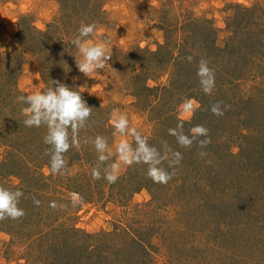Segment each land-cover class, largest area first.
<instances>
[{
	"label": "rangeland",
	"instance_id": "obj_1",
	"mask_svg": "<svg viewBox=\"0 0 264 264\" xmlns=\"http://www.w3.org/2000/svg\"><path fill=\"white\" fill-rule=\"evenodd\" d=\"M61 3V0H0V54L13 49L23 16L29 15L36 27L46 29L60 12ZM98 3L101 11L90 18L97 26L94 39L96 42L107 41L112 55L105 68L93 73V77L77 70L76 80L86 97L96 98L105 107L109 121L113 112L127 115L130 127L140 131L151 144L154 135L161 134L164 141L167 140L168 129L175 128L171 124L176 120L195 125L204 120L198 116L202 107L200 99L209 94L193 87L186 95L181 94V89L189 85L201 88L196 75L199 59L193 58L190 63L186 59L188 55L183 57L181 54L182 62L188 63L182 65L185 66L183 69L179 63H171L173 53H182L188 44L192 47L187 38L190 40L196 34L203 37L201 42H209L211 28L216 44L225 48L235 30L237 21H232L231 16L241 10L238 6L264 5V0H99ZM34 59V56L27 55L22 66L19 87L24 93L50 85ZM249 65L251 69L242 76L249 78L247 86L250 90L246 91L251 96L264 88V51L256 52ZM220 69L215 84L229 82L231 77H241L239 72L231 74L228 64L223 71ZM182 71L191 75L190 79L181 75ZM145 86L154 89L150 91ZM168 86L172 88L170 91L165 89ZM185 100H191L194 105L188 116H182L179 110ZM228 124L229 121H225L224 125ZM111 130L108 144L113 153L110 163H113L118 159L115 145L121 139L131 142L132 138L114 136V128ZM238 141L231 147L239 155L236 158L225 155L229 148L220 136L212 148L199 146L200 151L187 152L190 163L183 164L184 160H181L172 170L169 183H154L143 174L149 187L137 192L136 187H129L134 191L129 192L131 197L124 200L119 196L121 192L117 195L107 186L104 191L103 187L98 189L99 192L83 190L80 192L82 197L74 192L80 198L75 206L72 202L70 205L69 194L72 192L57 191L52 186L46 194L54 198L60 195V217L73 214L65 222L76 224L80 230L93 234V238L101 235L111 240L104 234L120 232L126 238L122 241L128 246L131 245L130 235L126 232L135 229L143 240L151 242L149 248L153 254L146 256L145 264H264V194L257 192L264 189L263 162L252 160V157L248 159V151H240L237 147L245 144V140ZM171 144L173 150L178 149L175 137ZM6 151V146L0 143V168L3 170L9 169L5 167ZM202 151L204 156L200 155ZM131 166H122L120 175ZM189 166H195V170L189 171ZM199 168L205 172L202 176H199ZM216 170L219 174L214 179ZM44 171L48 175L51 173L49 167ZM19 174L4 175L1 184L14 190L18 186H28L30 182ZM190 178L195 180V190L204 189L203 192H192L191 189L180 192V183L177 182ZM121 185L119 179L114 189L121 188ZM240 188L245 190L239 191ZM67 196L69 199L65 198ZM10 239L6 234L0 236V264L47 263L48 259L44 257L48 255L47 247L43 250L41 243L27 246ZM101 243L103 246L102 240ZM86 257L84 254L83 261ZM89 260L92 261L85 264H114L113 257L100 261L91 256ZM126 264L132 263L127 261Z\"/></svg>",
	"mask_w": 264,
	"mask_h": 264
},
{
	"label": "trees",
	"instance_id": "obj_2",
	"mask_svg": "<svg viewBox=\"0 0 264 264\" xmlns=\"http://www.w3.org/2000/svg\"><path fill=\"white\" fill-rule=\"evenodd\" d=\"M61 1L60 12L50 21L46 29L36 27L29 15L23 16L19 31L14 37L13 49L0 54V143L7 148L5 167L9 168L8 170L0 168V180L6 174L20 173L19 175L30 182V184L27 182L28 186L25 184L24 187L19 188L18 186L17 188L23 192L19 207L24 209L25 215L15 220L9 218L0 220V236L2 234L9 235L10 241L13 242L14 240L27 246L34 242L41 243L43 250L47 247L48 255L44 256L45 260L48 259L46 264H85L92 261L89 260L91 256L93 258L96 256L100 261H108L113 257L114 264H124L127 261L132 264H145V261L148 260L146 256L153 254V250L149 248L151 242L147 243L143 240L135 229L125 231L130 235L131 245L128 246H126L125 241H122L126 238L120 232L104 234L106 238L109 237L111 240H107L101 235L98 238H93V234L80 230L75 226L76 224L69 225L65 222L67 221L66 218L73 214L68 213L64 215V218L60 217L59 200H62L60 195L54 198L46 194L49 192V187L53 186L57 191L78 192L82 197L80 192L83 190L99 192L98 189L103 187L104 191L107 186L111 192H115L117 195L121 192L119 196L121 200H124L131 197L129 192L134 191L133 188L129 187H136V192L143 187H149L146 176L143 175L146 174L147 166L142 164H133L128 167L125 174L120 175L121 188L116 190L114 189L116 183L109 185L106 180H95L92 177L93 168L100 167L102 170L104 167L98 165V154L92 141L97 135L103 136L109 141L112 127L105 107L98 103L96 98L86 97L76 80L78 69L74 56L79 59V52L70 43V40L78 35V28L81 23H91L90 18L100 12L101 9L99 0ZM238 7L241 10L231 16L232 21H237L235 30L228 39L225 48H220L216 44L214 30L211 28L208 35L209 42L208 40L201 42L203 37L200 34H196L190 40L187 38V42L196 48L191 50L192 47H189L188 44L187 48L181 50L182 53L175 54L174 52L171 63H179V66L184 69L185 66L182 65L188 63L182 62V58L186 54L199 60H206L210 64V68L215 65L213 68L215 76L220 68L223 71L226 64L231 67V74L241 73L240 78L231 77L229 82L222 84L217 82L212 94L204 95L200 99L202 107L198 116L204 120L198 125H203L209 130L208 135H210L211 142L207 145L210 148L215 145V139L217 140L219 136L222 138V142L229 148L225 154L229 157L236 158L239 156L238 153L233 152L231 147L233 148L239 139L245 140V144L237 147L240 148V151L242 149L248 151V159L252 157V160H259V163L263 162L262 169H264V88L250 96L248 93L250 87L247 86L249 78L242 76L244 72L251 69L249 64H252V57L255 53L259 50L264 51V5H239ZM185 40L184 44L186 43ZM181 54H183L182 58ZM27 55L34 56V60L39 63L46 82L51 84V80H58L69 87L78 88L82 98L92 108L89 120L79 132V147H71L64 153L66 167L62 174L50 173L48 175L44 171L45 167H49V156L46 154L49 146L43 143L46 128L44 126L29 128L23 123L25 117L21 114V108L25 105H22L17 97L24 94L19 87V78ZM241 63L243 66H240ZM176 66L178 65H173V67ZM181 75L189 79L191 77L187 72L183 74V71ZM170 86L165 89L170 91L172 89ZM145 87L150 91L154 89ZM192 87L195 90H202V88L189 85L187 88L181 89V94L186 95L193 90ZM228 87H231V90ZM217 102H219L223 115H214L210 111L211 106ZM227 120L230 124L224 125ZM182 121L184 133L190 134V129L195 124ZM179 122L181 120H176L171 126L176 128ZM159 124L161 125V121ZM216 135L218 136L216 137ZM202 138L199 137V139ZM172 140H174V136L169 135L164 141L161 134H158L154 135L150 142L151 145L163 152L165 147L173 149ZM177 150L182 152L183 164H188L190 162L186 153L198 152L199 144L194 142L188 148L179 145ZM164 167L172 173L176 165L168 167L167 162H165ZM189 167V171L195 170V166ZM198 171L199 176H202L204 171L201 168ZM218 171L213 173L214 179L218 177ZM262 172L264 173V170ZM190 173L193 174L194 172ZM55 182L57 183L54 186ZM98 183L97 187L96 184ZM177 183H180V192H187L190 189L192 192H203L204 190H195L197 185L192 178L189 181ZM0 185H2L1 181ZM11 189L14 190L12 187ZM241 190H245V188H240L239 191ZM257 192L264 194V189L260 188ZM34 200H39V205H36ZM53 201L57 204L55 208L50 206ZM152 226L154 225L152 224ZM100 238L104 242L103 246H101ZM105 245L107 246L104 247ZM84 254L87 255L85 261H83ZM77 255L81 257V260Z\"/></svg>",
	"mask_w": 264,
	"mask_h": 264
},
{
	"label": "clouds",
	"instance_id": "obj_3",
	"mask_svg": "<svg viewBox=\"0 0 264 264\" xmlns=\"http://www.w3.org/2000/svg\"><path fill=\"white\" fill-rule=\"evenodd\" d=\"M96 28L95 23H81L78 35L70 40L79 52V59L74 56L76 66L87 77H93V73L104 69L112 55L107 41H95ZM186 59L191 63L193 57L187 56ZM196 75L203 92L210 95L215 87V74L206 60H199ZM77 89L61 81L51 80V84L44 89L17 97V100L25 105L21 108V114L25 117L24 125L29 128L41 126L46 128L43 143L49 146L46 154L49 156L52 174L63 173L66 167L64 153L71 147H79V132L85 127L92 114V108L87 105ZM179 110L182 116H188L194 110V105L191 100H185ZM210 111L214 115H223L219 102L213 104ZM109 123L115 130L114 136L119 134L122 138L131 137L132 140L129 142L127 139H121L115 145V155L118 159L109 163L113 159V153L109 150L107 139L100 135L95 136L92 143L98 154V165L104 167L102 170L100 167L92 169L93 179H103L109 185H113L120 178L122 166L133 164L146 165V175L154 183L166 184L171 179L172 173L164 167V163L167 162L168 167L178 165L182 160L180 151L165 147L162 152L149 144L140 131L130 127L127 115L113 112ZM208 131L203 125H195L190 129V134H185L182 120L176 128L168 129L169 135L174 136L177 144L184 148L191 147L194 142H197L201 148L206 147L211 142ZM200 155L204 156L205 153L202 151ZM22 196L23 192L20 189L12 190L0 185V220L5 218L15 220L25 215L24 209L19 207ZM69 196L75 206L80 199L78 194L70 193ZM34 203L39 205L40 201L34 200ZM50 206L55 208L57 204L53 201Z\"/></svg>",
	"mask_w": 264,
	"mask_h": 264
}]
</instances>
